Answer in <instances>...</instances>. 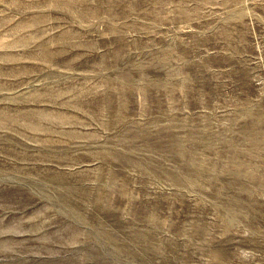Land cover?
<instances>
[{
	"label": "rangeland",
	"instance_id": "1",
	"mask_svg": "<svg viewBox=\"0 0 264 264\" xmlns=\"http://www.w3.org/2000/svg\"><path fill=\"white\" fill-rule=\"evenodd\" d=\"M0 264H264V0H0Z\"/></svg>",
	"mask_w": 264,
	"mask_h": 264
}]
</instances>
